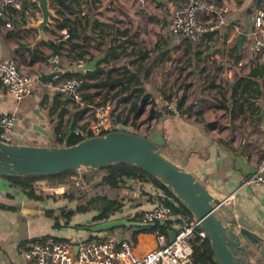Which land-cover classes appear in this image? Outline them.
Wrapping results in <instances>:
<instances>
[{"label":"crops","instance_id":"0c3cea01","mask_svg":"<svg viewBox=\"0 0 264 264\" xmlns=\"http://www.w3.org/2000/svg\"><path fill=\"white\" fill-rule=\"evenodd\" d=\"M29 1L33 3L25 11V17L21 16L20 10L13 14L11 28L6 27L5 22L0 20V64L11 59L16 60L32 86L26 97L17 98L2 90L0 84V113H13L17 117L12 142L53 145L55 125L51 120L55 116L49 117L41 107V102H47L46 96L51 102L56 89L51 86L50 81L47 84H42L37 80L40 72L49 73L52 71L53 62L63 73L54 79L58 82L63 80L68 72H75L76 68L87 63L95 64L91 69L82 70L83 73L93 71L98 65L106 69L110 68L111 77L119 78L128 77L129 72L124 71L126 67L144 79L146 90L151 93L158 104H161L158 88L152 90L147 86V70L149 65L159 57L160 52L164 53L166 58L174 56L177 52L176 50L174 52L176 49L175 35L171 31L168 32L166 40L162 41L164 47L155 40L150 46L143 49L136 48L138 45L133 41V35H143L144 32L136 28L130 30L128 26L122 27L120 23L126 19L138 22L139 14H143L153 22L157 21L160 17L158 9H171L178 3V0H148L144 5L145 8L142 7L141 11L133 16L121 11L114 3L106 11H102L104 0H100V2L95 0L94 5L97 6L95 10L89 8L94 0H78V3H73L71 8L56 6L53 0H48L49 7L55 11L56 16L51 17V22L45 32L49 41L41 40L36 47L33 45L38 37V31L24 28L31 17H34L32 10L39 11L37 3L34 0ZM122 1L134 8H139L138 0ZM217 1L228 6V11L224 14L226 23L220 29L221 36L226 29L228 32H226V42L223 46L220 47V43H217L211 47L214 49V55L211 57L222 60L224 64L222 70H218L213 63L207 61L206 69L202 75L208 78V83L215 81L217 85L219 78L216 77L214 80L211 76L219 71L220 73H218L222 76V84H224L223 79L226 78L227 86L232 92L231 87L237 76V70L232 65L236 50H239L241 55L238 65L240 72L242 69V74L249 72L254 60L264 63L258 57H254L255 54L252 51L254 36L250 33L253 30V18L261 0ZM92 19L99 21L100 27L103 28L102 33L99 31V27L91 26ZM63 23H66V27L59 26ZM108 25H114L120 30L128 29L129 42L122 43L124 36H114ZM149 31L155 35L159 34L157 29ZM239 33L245 34L241 46H239ZM85 35H89L91 38L84 40ZM109 46L114 47L116 58L108 57V61H104L108 56ZM55 48H58L59 51L57 55H53ZM82 49H85L87 53L80 58L78 54ZM34 53L43 55V58L33 59ZM144 53L146 55L143 56ZM188 55H191V52ZM69 56L72 60L69 59ZM227 62L230 63L229 66L226 65ZM209 69H211L210 73ZM95 81L96 79L90 80L92 83ZM94 91L95 88L90 87L81 92L83 95L76 103L69 102L67 104L62 122V127L67 135L73 134L76 129L75 126L72 128V125H75V119L78 118L80 112L88 110L95 102L108 103L111 114L119 121L118 115L113 113L115 109L111 107V102L120 95L110 96L111 94H107L106 97L103 96L104 98L100 96L85 97L84 93L91 94ZM203 94L199 104L194 103L195 98H200V95L197 94L194 99L192 96L189 103L184 102L180 108H177L176 100L171 101L169 107L173 109V112L155 119L153 127L141 134L153 138L157 144L166 145L169 151L166 155L193 173L213 195L225 200V203L234 209L236 215H243L250 230L257 232L255 228L260 227L264 232V185H257L251 181L259 161L264 156V97L261 99L255 95V102L247 107L248 101L238 98L240 95L238 88L233 97L237 101L233 104L230 95L231 103L228 104L234 108L236 113L232 119L234 120L238 113H242L244 108H249L254 114L250 121L245 123L239 124L233 121L232 124H222L220 128H217L211 115L213 105L207 103L209 100L206 89ZM237 104L241 106L239 111L236 108ZM36 109L39 111L38 114L35 113ZM197 110L200 112L199 114H196ZM40 115H43L44 118H41ZM31 123H39L47 130V133L36 132L31 127ZM119 125L126 127L122 122H119ZM77 127L79 126L77 125ZM92 174V171L83 169L80 174L81 183L89 186L91 190L100 187L101 192L97 194L106 195L111 199H121L123 202L124 212H116L112 218L129 214L131 220L134 215H138L137 220H141V213L152 208L160 193L159 189L149 181L128 180L120 188H110L107 185L92 187L99 181L97 172L90 177V180H87L86 177ZM75 184L78 182L75 181ZM50 189L55 193L42 194L36 190L38 194L47 197L40 200L31 199L19 189L10 186L9 182L0 176V264H31V260L26 257V251L30 244L36 240L58 237L77 246L81 240L89 238L94 233L97 235L100 233L88 229L92 224L100 222L91 221L92 216L96 214L94 210L75 213L68 226L61 228L54 226V217L58 214L59 207L66 204L73 208L78 202L84 204L96 193L88 195L90 189H86L82 194L74 195V200L69 201L60 197L64 192L63 189ZM83 198L84 201H82ZM49 209L56 210L51 217L46 214V210ZM76 224L83 226L76 227ZM135 229L137 228L126 230L122 227L116 228L115 231L120 237L129 239ZM258 233L261 232L258 231ZM167 241H169V237L164 234L140 232L136 235L132 246L138 255H142Z\"/></svg>","mask_w":264,"mask_h":264},{"label":"water","instance_id":"95a60500","mask_svg":"<svg viewBox=\"0 0 264 264\" xmlns=\"http://www.w3.org/2000/svg\"><path fill=\"white\" fill-rule=\"evenodd\" d=\"M40 18L28 21L24 28L36 29L38 37L34 47L41 40L49 41L46 30L55 17L48 0H34ZM114 3L121 11L133 16L140 9L127 5L122 0H104L102 11ZM245 34L239 33V46ZM49 73L40 72L37 80L42 84L63 74L55 62ZM95 63L79 66L75 71L91 69ZM66 96L63 90H56ZM35 113H39L36 109ZM44 118L43 115H40ZM38 133H47L39 123H31ZM112 163L133 164L156 177L169 188L175 196L191 211L210 242L214 257L219 264H264V232L262 228L250 230L243 215H236L225 200L213 195L193 173L170 158L159 144L145 136L124 130H113L105 134L88 136L67 146L37 145L0 140V176L53 175L69 170L98 169ZM120 208L118 213H123ZM154 222L131 220L129 214L114 217L92 224V232H104L116 228H140L151 226ZM159 223H164L160 220ZM260 231L261 233H258ZM169 241L175 237V229L168 231ZM77 246H73L76 254Z\"/></svg>","mask_w":264,"mask_h":264},{"label":"trees","instance_id":"16d2710c","mask_svg":"<svg viewBox=\"0 0 264 264\" xmlns=\"http://www.w3.org/2000/svg\"><path fill=\"white\" fill-rule=\"evenodd\" d=\"M56 4V6H61L64 8H71L73 3H78V0H53ZM100 2V0H98ZM95 0L92 2V5L89 7L91 10L96 9V5H94ZM33 2L29 0H22V8L20 9V14L22 17H25V11L27 10L28 6L32 4ZM58 10V9H57ZM107 25V24H106ZM60 27H66V23L60 24ZM92 27H99L100 33H102V29L100 27V23L96 19H92L91 21ZM113 35H120L124 36L122 39L123 42H129L128 39V29L120 30L118 27L114 25H108ZM226 32H228V29H226L225 32H223V36H221L220 30L214 31L211 33H208L205 35L204 39L206 40V47L205 48H211L214 47L217 43H220V46L225 44L226 40ZM91 37L89 35H85L83 37L84 40H88ZM202 39L201 41H203ZM181 41L184 42L185 48L183 49V54H188L189 52L196 54V56L200 57L202 55V52L198 50V46L193 44L192 41L188 40L186 37H181ZM122 47L123 45L120 44ZM77 46V45H75ZM237 49V47H236ZM59 53L58 48L54 49L53 55H57ZM87 51L85 49H82L81 53L78 54V57L82 58L84 54H86ZM214 51H210L206 54V56L210 57L212 56ZM146 55V53L143 54V56ZM108 57L116 58V53L114 51L113 46L108 47V56L104 61H108ZM142 58V56L140 55ZM33 59H40L43 58V55H38L34 53L32 55ZM241 58V55L239 53V50H236V53L233 57V63L232 65L238 69L237 71V77L233 84L232 88V96L231 101L234 104L236 100H234V93L239 88V96L238 98L242 100H246L247 107H250L252 103L255 102V95L258 97H264V63H258L257 60H254L252 62V66L250 67V70L246 74H242L240 72V66L238 65V62ZM69 59L72 60V58L69 56ZM188 64H190V56L187 57ZM257 59V58H256ZM110 68H104L97 65V67L93 71H86L83 73L82 71H75V72H68L65 75V78L68 77H75L80 79L81 82V90L82 92L84 90H88L90 87H94L95 91L93 93H84L85 97H92V96H100V97H106L107 94H110V96L115 95H124V102L127 105V111L124 118L114 119L113 121L116 122H122L123 124H126L129 117H131V122H135L145 111L144 108L146 104L151 103V106L147 112L149 119H158L164 114H168L170 112H173V109L169 107V103L171 102L170 97L161 92V97H163L161 100V104H158L157 101L154 99V97L151 95L150 92H148L145 88L144 79H141L136 72L128 70L126 67L124 68V71L129 72L128 77L122 76V77H111L110 75ZM197 80L196 85L198 87L199 95L202 94L204 84L206 82V77L201 75L202 70L201 69H195ZM125 77V79H123ZM96 79L94 83L90 82V80ZM212 81V80H211ZM58 82V80L51 81L52 85H55ZM211 84H213L211 82ZM106 93V94H105ZM245 94V95H244ZM83 93H81L80 96H82ZM103 97V98H104ZM46 98V103L44 101L41 102V107L44 108V110L47 112V115L49 117L55 116L54 119L51 120L53 122V125H55V129L53 132V145L56 146H67L74 143L79 142L80 140L86 138V136H79L76 134H70L67 135L65 132V129H63L62 122L63 120V114L67 110V104L69 102H75L76 100L64 96L59 95L55 92L53 97L51 98V102L48 100V96ZM202 97L196 99L194 101L195 104H199L201 102ZM177 108H180L182 104L184 103L183 98H178L176 100ZM219 105L223 107L225 110H230V116L231 118L234 117L236 113H234V108L228 109L223 103L219 102ZM159 106V107H158ZM239 110H241L240 104H237L236 107ZM200 112L197 110L196 114H199ZM75 119V125H72V128H77ZM125 131L135 133L137 135H142L140 133L134 132L130 129H127ZM144 136V135H142ZM87 170L92 171L94 174L97 172L99 174V181L94 183L92 187L96 185H107L110 188H120L123 187L128 180H136L139 182L149 181L153 185H155L159 189V195H157V200L162 201L166 206L170 208V213L166 219H164V223H159V221H155L153 225L151 226H144L137 228L132 231L131 236L129 237V242L133 244L136 240V235L140 232H152L157 234H164L168 236V231L171 229H176L178 226L189 224L192 220H195L191 211L175 196V194L166 187L164 183H162L159 179L156 177L148 174L144 170L138 168L137 166L133 164H127V163H112L107 164L105 166H102L98 169H90ZM78 172V170H69L53 175L43 176L39 177L36 175H22V176H4V178L9 182L10 186L15 187L16 189H19L21 192H23L28 198L40 200L45 197L43 195H40L36 192L37 188L35 187V182L40 180H47L49 184L53 187L58 186H65L74 184V180L72 177ZM87 176V180H90L91 176ZM60 197L64 199H68L69 201H72L75 199V196L73 193L69 192L67 193L64 191L61 193ZM55 198V197H53ZM156 200V201H157ZM123 202L121 199H111L107 197L106 195H99L96 194L90 199L82 204V203H76L73 208H70L68 206L63 205L59 207L58 214L54 217L55 223L54 226L56 228H61L69 225V222L72 218V216L75 213H85L94 210L96 214L92 216L91 221L92 222H98L103 221L107 219H111L112 216L118 212L120 208H122ZM56 210H46V214L51 217L52 214L55 213ZM139 217L138 215H134L132 217L133 220H137ZM62 223H61V221ZM77 226H83L82 224H76ZM201 227H196V234L194 238L191 241L192 245V262L193 264H219L213 254V251L210 247V242L206 236H201L199 232L201 231ZM96 234V233H94ZM92 235L91 237H93ZM56 241H63L68 242L65 239L58 238V237H52ZM36 240V241H42L44 240Z\"/></svg>","mask_w":264,"mask_h":264},{"label":"built area","instance_id":"2783aa9c","mask_svg":"<svg viewBox=\"0 0 264 264\" xmlns=\"http://www.w3.org/2000/svg\"><path fill=\"white\" fill-rule=\"evenodd\" d=\"M147 0H138L143 5ZM22 8V0H0V20L11 28V19L15 11ZM32 22L39 19L38 10H32ZM228 6L217 0H178L169 12L170 31L178 37H186L192 42L199 41L206 34L220 30L226 23L224 14ZM30 20V21H31ZM254 36L253 54L264 62V0H261L253 18ZM81 80L75 77L64 78L51 86L63 90L66 96L78 101L81 95ZM0 84L2 90L17 98L26 97L31 91V83L14 59L0 64ZM110 112V105L95 102L88 110L81 111L73 133L79 136L105 134L113 130H127L121 127ZM17 125V117L13 113H0V140L12 142ZM251 181L264 185V156L259 161ZM40 181L35 182L37 188ZM170 208L157 200L152 208L141 213L142 221H160L168 217ZM196 220L178 226L175 237L146 252L138 255L126 237L113 230L100 232L98 235L81 240L77 244L76 254L69 242L56 241L48 237L42 241H34L26 251L31 264H193L191 241L196 234ZM205 236L203 230L199 232Z\"/></svg>","mask_w":264,"mask_h":264},{"label":"rangeland","instance_id":"374dc122","mask_svg":"<svg viewBox=\"0 0 264 264\" xmlns=\"http://www.w3.org/2000/svg\"><path fill=\"white\" fill-rule=\"evenodd\" d=\"M145 3L143 5H140V4L138 5L140 9L138 12L141 11V8L144 7ZM169 12H170V9H163V10L161 8L158 9V13L160 14V17L157 21H154L155 23L149 18H146L143 14L141 15L138 13L140 17L138 18V22H133V21H130L129 19H126V21L120 23V25L122 27L128 26L130 30H133L136 28L137 30L144 32L145 35L144 34L138 35V36L133 35L134 37L133 41L136 43V45H138V47L136 48L143 49L144 47L150 46L152 44V41H155V40L159 41V45L160 46L162 45L164 47L162 41L163 39L167 38V34L170 31L169 24H168ZM151 29L159 30V34L158 35L152 34L149 31ZM135 33L138 34V32H135ZM175 37H176L175 39L176 49H174V52L175 50L177 52H175L173 57H169V58H166V55L160 52L159 57L156 58V61L151 63L148 67V70H147L148 74L146 77V82L148 84L147 86L150 89L153 90L157 87L160 93L163 92L167 94L170 97L171 101H175L178 98H183L184 102L189 103L192 96L194 99L195 94L199 95L198 87L196 85L197 75H196L195 69H201L203 72L206 69L205 68L206 62L210 61L211 63L214 64V66L218 68V70H222V66L224 62L220 59H214L211 56L210 57L206 56L207 53H209L210 51H214V49L205 48L206 40L202 38L204 39L203 41H201L202 39H200L199 41L193 42V44L195 45H200L198 46L197 49L202 52V55L198 57L196 56V54L191 53V55H188L190 56V64H188L187 54L185 55L182 53L183 49L185 48L184 42H182L181 39H178L181 37H178L176 35ZM254 57H257V55H254ZM226 65L229 66L230 63L227 62ZM236 70L238 71L237 68ZM210 71L211 69H209V73ZM218 72L215 74H212L211 78H213L214 80L216 77L219 78V83L217 85L215 84V81L213 84H211V82L208 83L209 80L206 77V82L204 84L202 94H200V97H202L204 95L203 94L204 90L206 89V95L209 100L207 103L209 105H213V107H211L212 108L211 115L214 118V122H213L214 125H216L217 128H220L222 124H226V123L232 124L233 121H236V123H239V124L250 121L254 113L252 114L249 108H244L243 109L244 111L242 113H238L237 116L233 120L229 113L230 110H225L223 107L219 105L218 101L223 103L228 109H230L232 106H228V104L231 103L230 95L232 96V92H231V89L228 88L227 86L226 78L223 79L224 84H222V81H221L222 76L219 74L220 72L219 73ZM241 72H242V69H241ZM226 96H228V98H225ZM158 97H159V100L163 98L161 97V94L158 95ZM195 99H198V98H195ZM150 106H151V103H148L145 106L144 108L145 111L135 122H131V117H129L128 121L125 124L126 129H130L134 132L141 134L149 130L150 128H152L155 119L148 118L147 112ZM111 107H114L115 109L114 110L115 112L113 113H116V115H118L120 118H124L126 115V111H127L126 104L124 102V95L116 97L115 100L111 102ZM234 113H235V110H234ZM144 136H147V135H144ZM147 138L153 140V138L149 136H147ZM159 145L164 150V152L168 154L169 151L167 149V146L162 145V144H159ZM171 156L173 157V155ZM82 171H83V168L79 169L78 172L72 177V179L74 180V184L53 187L51 186V184H49L47 180H44L42 182L40 181V184L38 185L37 190L38 192L42 194L53 192L50 188H54V189L58 188L59 190L63 189V191L71 192L74 195L82 194V192H84L86 189H90V193L88 195H91L94 193L96 194L100 193L101 192L100 187L94 188L91 190L89 186H85L81 183L80 174ZM75 181H77L78 184H75ZM82 201H84V198L82 199Z\"/></svg>","mask_w":264,"mask_h":264}]
</instances>
